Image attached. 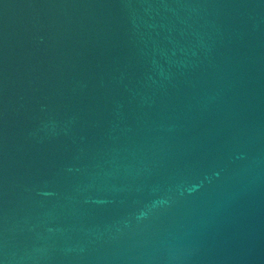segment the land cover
<instances>
[{
    "label": "water",
    "instance_id": "1",
    "mask_svg": "<svg viewBox=\"0 0 264 264\" xmlns=\"http://www.w3.org/2000/svg\"><path fill=\"white\" fill-rule=\"evenodd\" d=\"M0 264H264V0H0Z\"/></svg>",
    "mask_w": 264,
    "mask_h": 264
}]
</instances>
